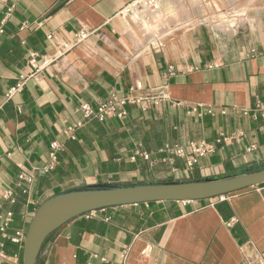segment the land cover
<instances>
[{"label":"crops","instance_id":"1","mask_svg":"<svg viewBox=\"0 0 264 264\" xmlns=\"http://www.w3.org/2000/svg\"><path fill=\"white\" fill-rule=\"evenodd\" d=\"M132 1L0 0V26L12 8L0 33V195L14 191V202L0 196V228L12 212L10 235L26 234L38 207L66 189L264 165V115L243 112L264 102V0H155V9L122 19ZM80 30L89 32L87 40L6 98L32 52L54 51L50 34L64 41ZM111 93L168 99L146 108L128 104L123 118L83 119L81 104L97 106ZM79 121L72 140L64 129ZM226 135L233 139L193 168L159 151ZM55 141L63 145L58 163L42 172ZM252 144L257 149L248 152ZM138 149L149 158L134 157ZM225 195L81 215L49 237L39 264H264L263 186ZM23 247L6 240L0 264H23Z\"/></svg>","mask_w":264,"mask_h":264},{"label":"water","instance_id":"2","mask_svg":"<svg viewBox=\"0 0 264 264\" xmlns=\"http://www.w3.org/2000/svg\"><path fill=\"white\" fill-rule=\"evenodd\" d=\"M264 183V168L189 180L157 181L134 185L97 183L74 187L47 198L28 227L23 264H39L47 256L48 238L71 220L108 207L159 201L209 199Z\"/></svg>","mask_w":264,"mask_h":264},{"label":"built area","instance_id":"3","mask_svg":"<svg viewBox=\"0 0 264 264\" xmlns=\"http://www.w3.org/2000/svg\"><path fill=\"white\" fill-rule=\"evenodd\" d=\"M148 8V9H155L157 7V3L155 0H133L126 6H124L121 11L119 12V16L122 19H126L130 14H132L136 9L138 8ZM12 8H10L2 21V24L0 26V33L4 32V24L6 19L9 15H11ZM90 34L86 30H80L76 32L71 38L64 41H57L54 38L53 34H50L48 36V39L51 40L54 43V51L48 54H39L37 52H32L27 60V72L20 76L18 82L10 87L6 93L5 96L7 99H12L15 95L20 93L23 90L24 84L27 80L30 78H37L39 75H41L45 69L49 68L56 62H58L60 59L65 57L68 53H70L74 48H76L79 44L84 42L89 38ZM137 87H141V83L137 84ZM168 99V96L161 95V96H145V97H139V96H133V95H127V96H118L115 93L109 94L104 100H102L97 106H93L89 103H83L79 106L78 111L83 116L84 120H98V121H105L108 118L112 117H118L123 118L126 114V106L128 104H139L142 108H146L149 105L152 104H159L160 102ZM1 110V105H0ZM244 114H250L253 113L254 116H258V114L264 115V102L258 101L254 108H246L243 110ZM83 126V121H79L73 125H69L64 129V134L72 139H77L75 130L78 127ZM239 138H243L244 133L239 132L238 133ZM237 136V137H238ZM233 136H222L219 139L216 140L214 143L207 142L205 140L200 141H189L183 144H164L160 148V152H166L172 156L183 158L186 160L187 165L189 168H193L198 160L202 157H206L208 154L213 153L216 150V146L227 140H232ZM63 145L57 141L52 143V151L50 152V160L48 164L42 168V172H48L50 170L55 169L57 163H58V157L57 153L60 149H62ZM257 149L256 144H252L247 148L248 152H253ZM136 155L143 156L144 158H149V153L142 150H136L134 157ZM21 180H31L32 175L22 174L20 175ZM263 186L264 189V183L260 184ZM4 199H8L14 202V191L13 190H6L0 195ZM226 195L219 196L220 199H224ZM96 211H91L87 213L88 216H91ZM35 214V213H34ZM13 213L9 212L7 213L6 217L4 218V223L0 228V260H2L4 256V252L2 251V248L5 246V241L10 240L11 242L15 244H21L25 241L26 234L18 230L15 232L14 235H10L8 233V228L10 226V223L12 222ZM148 251V248H146L143 251V254H146ZM127 255V250L124 253V256ZM14 257L16 258L17 255L15 254Z\"/></svg>","mask_w":264,"mask_h":264},{"label":"trees","instance_id":"4","mask_svg":"<svg viewBox=\"0 0 264 264\" xmlns=\"http://www.w3.org/2000/svg\"><path fill=\"white\" fill-rule=\"evenodd\" d=\"M263 168H264L263 165H260V166H258V167H253L254 170H260V169H263ZM48 239H49V238H48ZM48 239H47V240H48Z\"/></svg>","mask_w":264,"mask_h":264},{"label":"rangeland","instance_id":"5","mask_svg":"<svg viewBox=\"0 0 264 264\" xmlns=\"http://www.w3.org/2000/svg\"><path fill=\"white\" fill-rule=\"evenodd\" d=\"M264 166V165H263ZM243 170H245V168H243V169H241V170H239V171H237V172H241V171H243Z\"/></svg>","mask_w":264,"mask_h":264}]
</instances>
